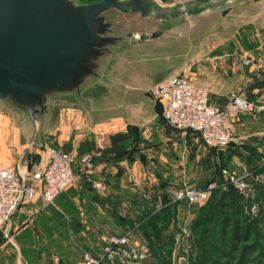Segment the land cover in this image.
Wrapping results in <instances>:
<instances>
[{
	"label": "crops",
	"instance_id": "0c3cea01",
	"mask_svg": "<svg viewBox=\"0 0 264 264\" xmlns=\"http://www.w3.org/2000/svg\"><path fill=\"white\" fill-rule=\"evenodd\" d=\"M225 20L227 39L232 36L235 44L227 43V82L223 79L221 90L210 92L211 102L220 106L230 94L239 93L264 73V0H240L228 5ZM236 55L259 59L245 71L232 58ZM155 60L150 58V64L142 70L136 66L140 59L135 56H129L127 63H112L115 66L111 79H106L109 65L99 62L94 84L48 97L37 130L44 132L46 144L71 153L76 179L52 204L44 205L38 196L19 207L11 218L12 242L2 241L0 246L5 248L4 261L12 262L15 255V264H80L82 251L98 255L108 236L125 232L122 219L132 220L145 213L148 203L142 200L146 199L144 193L151 196L148 202L158 194L155 206L163 202L162 193L173 199L176 190L170 192L178 181L168 178L172 172L164 174L168 179L157 173L159 184L152 183L147 173L154 162L173 170L186 166L187 152L198 154L202 139L193 133L186 136L174 128L169 130L154 89L176 76L177 71L169 68L166 61ZM179 71L178 75L184 72ZM195 80V84L205 86ZM253 93L259 95L253 100L259 109L238 117L230 150L239 148L247 163L254 153L257 166H262L264 89ZM212 94L223 98L222 102L213 101ZM0 104V163L20 169L23 175L32 174L46 160V152H41L35 141L33 119L29 116L27 120L24 113ZM131 128L138 135L133 158L101 156V151L111 146L112 135ZM86 156H90L89 162H84ZM29 157L30 164L26 161Z\"/></svg>",
	"mask_w": 264,
	"mask_h": 264
},
{
	"label": "rangeland",
	"instance_id": "374dc122",
	"mask_svg": "<svg viewBox=\"0 0 264 264\" xmlns=\"http://www.w3.org/2000/svg\"><path fill=\"white\" fill-rule=\"evenodd\" d=\"M71 1L75 5H82L93 4L101 0ZM152 1L161 5L166 11L176 9L178 16L165 22L164 19L156 17L155 5L153 4L150 6L151 14L148 17L141 16L137 12L124 13L118 9H111L104 14L108 22L116 24V27L113 26L114 28L112 27L107 35L121 38V41L116 44L107 46L97 62L109 65L106 79L112 78V71L114 72V66L118 61L126 62L129 56H135L140 59V63L136 64V66L142 70L144 65L147 67L150 64L149 59L154 57L157 61H166L169 68L175 67L177 71L175 75L180 73L179 70L184 71L181 74L193 78L194 83L197 82L195 79H199L204 83L201 85H205L204 87H207L210 92L220 91L223 79L227 82V43L235 44L231 39L232 36L227 39V34H225V30L227 31L225 14L227 13L228 5L240 0H209L208 2H199L189 7L187 5L191 1L196 0ZM155 32L162 34L154 39L145 41L140 39L143 35H152ZM130 34H133V37H129ZM248 44L251 46L249 41ZM152 54L153 56H151ZM232 58L235 59L237 64H241L245 71H249L253 64H257L256 62L259 59L258 56L241 57L237 55ZM245 59H253L254 63L244 65ZM112 63H115L113 67L110 65ZM96 79L95 75L90 76L85 79L81 86L94 84ZM225 90H227V84ZM238 92L252 102L256 96H259L254 94L253 91H249L248 87ZM221 99L223 98H218L212 94L213 101L222 102ZM225 99L227 101V98ZM1 101H4L0 102L4 105H10V109L24 113L25 119H30L27 111L17 108L10 101ZM157 103L161 111H163V103L158 98ZM40 120L39 115L36 121L33 120L34 131L37 133L35 141L40 145L41 152L45 151L47 155L50 148L60 147L45 143L44 132H42L41 128L40 131L37 130ZM192 137L195 138L196 136ZM185 157V160L188 159L186 166H180L181 168L173 170L154 162L151 170L147 173L149 180L157 184H159L157 173H160L165 179L172 178L178 182L182 179L183 182L181 184L180 181L179 184L176 182L175 185H172L171 194L183 183L203 188L206 182L211 179L213 184H215V191L205 204L191 207L185 205L183 207V212L187 217L186 228L191 235L188 242L190 245V259L188 263L184 262V264H196L198 255H201L202 252H205V257L209 259L210 264L221 263L224 259L219 257L218 249L229 253V256H231L229 262L231 264H241L239 260L245 248L250 249L247 253L249 261L247 264H264V186L256 187V181H262L264 184V165L259 169L254 168L257 165L256 154L253 153L250 157L251 161L247 163L244 161L243 152L239 148L233 150L225 149L212 153L200 141L198 154H191L189 150ZM30 159L31 157L26 159L29 164L31 163ZM224 170L229 173L235 172L239 177L245 172L249 173L245 181L249 184L251 192L245 198L247 201H245L244 216L241 219L243 222L246 219L247 225L252 226V229L250 238L239 244L234 242L231 230L227 231L225 226L227 200L224 198L223 193L229 185L233 184L229 182V177L223 174ZM166 171L172 172L168 178L164 175L168 174ZM30 176L31 174H27L28 179L31 178ZM234 217L238 218L237 216ZM182 225L183 221L179 217L171 220L167 233L170 235V242L167 247L169 256L164 263L158 262L154 264H173V257L177 258L182 253V248L176 245ZM2 241L6 242L3 239V234L0 233V246ZM231 245H236V250ZM9 252L12 253L13 251L10 249ZM5 254V248H1L0 264H15V255L12 262H6L4 261L6 259ZM147 263L152 264L153 261L148 259Z\"/></svg>",
	"mask_w": 264,
	"mask_h": 264
},
{
	"label": "water",
	"instance_id": "95a60500",
	"mask_svg": "<svg viewBox=\"0 0 264 264\" xmlns=\"http://www.w3.org/2000/svg\"><path fill=\"white\" fill-rule=\"evenodd\" d=\"M208 1H191L187 7ZM149 4L155 5L157 18L178 15L176 9L170 14L152 0L82 5L71 0H0V101L12 102L36 120L45 113L51 94L78 90L86 78L95 75L105 48L121 41L107 35L114 24L104 14L126 6L148 17Z\"/></svg>",
	"mask_w": 264,
	"mask_h": 264
},
{
	"label": "built area",
	"instance_id": "2783aa9c",
	"mask_svg": "<svg viewBox=\"0 0 264 264\" xmlns=\"http://www.w3.org/2000/svg\"><path fill=\"white\" fill-rule=\"evenodd\" d=\"M244 65H250L249 59ZM154 94L163 103L162 117L168 125L181 131L183 135L193 133L198 135L203 143L213 149H225L234 141L235 123L239 116L254 113L259 109L256 103L240 93H232L223 106L211 102L210 91L207 87L197 85L185 74L172 76L154 89ZM90 156L84 158L89 162ZM74 159L71 153L61 148H50L46 160L40 163L28 179L20 169L5 166L0 163V233L6 242H12L11 218L19 207L35 200L38 196L44 205L54 203L57 197L66 191L75 181ZM223 174L229 177L239 193L244 197L251 189L245 178V172L239 177L235 172L227 170ZM100 186V185H98ZM215 184L206 187H196L184 183L174 193L168 205L177 207V217L183 221L180 237L176 245L182 248V253L173 257V264L188 263L190 259V231L186 228L187 217L183 207L205 204ZM144 198L151 196L143 194ZM163 202L155 206V212L165 208ZM135 230L125 231L121 235H110L105 239L106 245L102 252L95 255L82 251L80 264H143L150 257V249Z\"/></svg>",
	"mask_w": 264,
	"mask_h": 264
},
{
	"label": "trees",
	"instance_id": "16d2710c",
	"mask_svg": "<svg viewBox=\"0 0 264 264\" xmlns=\"http://www.w3.org/2000/svg\"><path fill=\"white\" fill-rule=\"evenodd\" d=\"M249 91H254L256 89H264V73L261 74V77H256L252 84L248 86ZM223 106V105H222ZM165 121V120H164ZM166 122V121H165ZM168 125V124H167ZM169 130L173 127L168 125ZM135 128L129 129L128 132L117 133L111 136V146L107 149L101 151L102 157H111L113 159H122L124 157L133 158L132 155L136 152V141L138 135L135 131ZM203 142V141H202ZM205 145V144H204ZM231 144L225 148L230 149ZM207 149H210L212 153H217L225 149H213L205 145ZM131 148V149H130ZM68 152V151H67ZM262 166L255 165L254 168L259 169ZM210 183H213V180H208L203 187H206ZM264 184L262 181H256V187H263ZM260 190V189H259ZM215 189L212 190L213 194ZM163 203L166 205L161 211L155 212V202L158 194L153 195L151 202H148L146 199H142L148 208H146L145 213L135 219H122V223L125 227V231L135 230L138 236L144 240L149 249L150 257L149 259L153 261L152 264L158 262H165L169 256V250L167 249L170 242V235L168 233L169 224L171 220L177 217V207L175 205H168L171 202L167 193H162ZM224 198L227 200V218L225 226L228 230H231L233 240L236 244H239L243 241H247L250 238V232L252 226L247 225V221L243 222L241 219L244 216L245 201H247L236 189L234 185H229L223 193ZM152 204V206H151ZM234 216H237L236 219ZM264 238V236H263ZM235 247L236 245H231ZM250 251L249 248H245L244 253L240 258L241 264H247L248 258L247 253ZM218 255L220 258L224 259L221 263L215 264H231L229 261L231 256L224 250L218 249ZM147 262V261H146ZM143 263V264H146ZM169 262V259H168ZM259 262V261H258ZM209 259L205 257V252L198 255L196 264H210ZM111 264H120L118 261ZM149 264V263H147Z\"/></svg>",
	"mask_w": 264,
	"mask_h": 264
},
{
	"label": "flooded vegetation",
	"instance_id": "af4514ba",
	"mask_svg": "<svg viewBox=\"0 0 264 264\" xmlns=\"http://www.w3.org/2000/svg\"><path fill=\"white\" fill-rule=\"evenodd\" d=\"M146 0H143V2H145ZM121 2H124V1H121ZM125 2H128V1H125ZM150 6H151V4H149V6L147 7V9H150ZM131 8L130 7H126V6H124V8H123V10H120V11H122V12H124V13H128V12H131V10H130ZM119 10V9H118ZM108 12V11H107ZM170 12V14H172L173 13V10L172 11H169ZM137 13H139L140 15H141V13L140 12H137ZM142 16V15H141ZM178 16V15H177ZM173 17H169L168 18V20L169 19H172ZM114 27H116V24L114 25ZM113 27V28H114Z\"/></svg>",
	"mask_w": 264,
	"mask_h": 264
}]
</instances>
